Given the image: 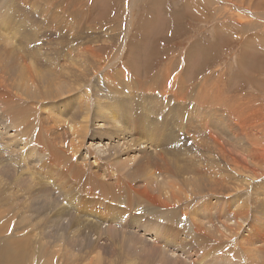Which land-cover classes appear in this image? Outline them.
Listing matches in <instances>:
<instances>
[{
  "label": "rangeland",
  "instance_id": "1",
  "mask_svg": "<svg viewBox=\"0 0 264 264\" xmlns=\"http://www.w3.org/2000/svg\"><path fill=\"white\" fill-rule=\"evenodd\" d=\"M73 1L77 13L83 12L80 6L84 4L77 21L49 3L0 0V142L17 155L32 137L48 151L51 162H77L75 172L80 177L88 172L96 188L123 197L133 208L142 206L159 217L161 225L131 218L127 224L136 228L129 230V226H106L74 212L53 193L33 163L9 158L0 150V256L2 243L29 233L32 258L27 261L28 251L24 250L19 264H224L208 258L216 252L217 257L227 255V262L236 255L247 259L238 264H264V176H258L264 172V129L253 121L250 142L239 132L240 118L229 108L231 103L219 104L221 108L205 100L186 105V100L180 103L175 95L159 92L166 88L164 84L156 85L144 77L146 65L157 72L172 58L171 69L177 74L178 69H184L181 75L187 82L194 84L193 79L212 70L210 81L225 89L222 95L226 100L238 98L236 104L264 112V50L260 46L264 0H87L88 9L86 0L81 4ZM189 1L196 4L189 6ZM215 8L227 12L217 18L233 26L235 33L243 31L240 37L218 36L214 40L210 15ZM253 11H263V18H256ZM51 12L61 13L65 21L47 24ZM88 20L94 28L85 27ZM31 21L40 23V28L31 29ZM78 25L83 26L82 32ZM8 29L11 39L5 32ZM86 37L96 41L92 50L104 59L85 80L83 76L78 79L79 71L67 70L77 67V59L84 69L94 66L88 64L91 56L86 53ZM247 39L251 49L245 53L249 55L244 59L247 64L241 65ZM112 53L118 57L113 58ZM26 66L32 69L26 71ZM120 68L126 71L123 75ZM131 71L142 79L134 78ZM159 95L173 102L171 109L159 110L155 100ZM212 136L224 147L204 148L202 142L207 144ZM166 144L170 146H161ZM57 181L64 196L74 193L67 173L61 172ZM173 191L177 197H172ZM237 210H244L243 216L235 213ZM175 216L183 218L185 224H180L189 226L191 222L193 226L194 230L184 235L186 239L203 234L189 242L198 259L187 260L157 244L165 234L176 236V229L168 225H175L171 222ZM12 257L8 251L1 262L15 264Z\"/></svg>",
  "mask_w": 264,
  "mask_h": 264
},
{
  "label": "bare ground",
  "instance_id": "2",
  "mask_svg": "<svg viewBox=\"0 0 264 264\" xmlns=\"http://www.w3.org/2000/svg\"><path fill=\"white\" fill-rule=\"evenodd\" d=\"M59 1V0H58ZM85 0H77V2H78V4H81V3H83ZM228 1V0H227ZM262 1V0H261ZM261 1L259 2V3H261ZM34 2V1H33ZM35 2H38V3H41V4H48L49 3V6H50V4L51 5H53V8H58V10L60 11H64L65 13H67L68 15H70L72 18H74V20L76 19V21H77V19H78V17L80 16L79 15V13H81V12H78L77 13V11L74 9V1L73 0H60L59 1V3L58 2H56L55 0H40V1H36L35 0ZM73 2V3H72ZM87 0L85 1V8H87L88 9V6H87ZM192 2H193V0H192ZM264 2V1H263ZM56 3V4H55ZM76 3V2H75ZM188 3V5L189 6H191V5H193L194 6V4H196V3H191L190 1L189 2H187ZM248 3V2H247ZM258 3V2H257ZM258 3V4H259ZM77 4V5H78ZM93 4H94V2H93ZM231 4V3H230ZM252 5H253V3H251ZM258 4H257V8L259 7L258 6ZM261 4H263V3H261ZM84 5V4H83ZM83 5H81L80 7H81V11H83L84 12V9L82 10V7L84 8V6ZM95 5V4H94ZM242 5V4H241ZM254 5H255V3H254ZM42 6V5H41ZM101 6V5H100ZM200 6V5H199ZM236 6V5H235ZM256 6V5H255ZM204 7H205V5H204ZM203 8V7H202ZM260 8V7H259ZM76 9H77V6H76ZM79 9V8H78ZM134 9V8H133ZM47 10V9H46ZM67 10V11H66ZM95 11V10H94ZM196 11H198L197 9H196ZM247 11H249V10H247ZM82 12V13H83ZM263 12V11H262ZM262 12H258L259 14H256L254 11H253V13L256 15V18H261L262 17V14L264 13H262ZM46 14H48L47 12H45ZM82 13H81V16H82ZM96 13V12H95ZM211 13V12H210ZM209 13V14H210ZM98 14H99V12H98ZM225 15V14H227V12H225V11H223L222 12V10L221 9H219V8H215L214 9V11L211 13V20L213 21L212 22V27H213V29H214V31L216 32L215 33V39L214 40H217L218 38V36H221V37H224L225 39H228L227 37H232V36H236V37H240V35H241V33L243 32V31H241V30H239L237 33H235L234 32V27L232 26H230L229 24H228V26L226 25V23H222L221 22V18H217V16H219V15ZM49 19H48V22L49 23H47V24H49V25H54L55 26V24L57 25V23L59 24V23H61V22H64L65 21V18H63L64 16H62L61 15V13H56V12H51V13H49ZM65 15V14H64ZM86 15V14H85ZM14 17V16H13ZM93 17V16H92ZM102 17V16H101ZM130 19H132V17H129ZM263 18V17H262ZM24 19H28V18H26V17H24ZM129 19V20H130ZM117 20V19H116ZM119 20V19H118ZM230 20V19H229ZM33 21V20H32ZM32 21L30 22V24H31V29H33V27H34V29L35 28H40L39 26L37 27V25H40V23H38V22H33L32 23ZM66 21H69V20H66ZM91 21V20H90ZM120 21V20H119ZM118 21V22H119ZM226 21H228V20H226ZM23 22V21H22ZM40 22V21H39ZM219 22H221V23H219ZM29 23V22H28ZM129 24H131V22H128ZM219 23V24H218ZM99 26L100 25H103V24H101L100 22L99 23H97ZM119 24H120V26H122L123 24L121 23V21L119 22ZM24 25V24H23ZM27 25V24H26ZM48 25V26H49ZM86 26V28L87 29H92V28H94L95 26L94 25H92L90 22H89V20L86 22V24H85ZM28 26V25H27ZM48 26H47V30H49L48 29ZM67 26V25H66ZM75 26V25H74ZM124 26V25H123ZM16 27V26H15ZM21 27V26H20ZM82 25H78L77 26V30L79 31V32H82ZM132 27V26H131ZM13 28V27H12ZM45 28V27H44ZM70 28V27H69ZM248 28L251 30V26L249 25L248 26ZM17 30V29H16ZM25 30V29H24ZM30 30V29H29ZM51 30H53L52 28H51ZM57 30V29H56ZM71 30V29H70ZM113 30V29H112ZM245 30V29H244ZM14 31V30H13ZM34 31H36V30H34ZM38 31V30H37ZM42 31V30H41ZM16 31H14V33H15ZM27 32H28V30H27ZM43 32V31H42ZM53 32V31H52ZM57 32V31H56ZM118 32V31H117ZM250 32V31H249ZM253 32V31H252ZM16 34V33H15ZM27 34H29V33H27ZM35 34V33H34ZM18 35V34H17ZM16 35V36H17ZM35 35H37V34H35ZM5 36V35H4ZM78 36H83V34L81 33H79V35ZM87 36V35H86ZM246 36H249V34H247ZM24 37V36H23ZM30 37V36H29ZM263 38H262V41H261V43L262 44H260V46L262 47V50H264V36H262ZM13 38V37H12ZM18 38V37H17ZM28 38V37H27ZM32 38V37H31ZM34 38L36 39V37L34 36ZM33 38V39H34ZM69 38V37H68ZM77 38V37H76ZM11 39V38H10ZM16 39V38H15ZM86 39V44H84L85 45V48H86V53H88L90 56H91V60L88 62V64H90V63H93V67L91 68V70H88V69H84L85 67H84V64H82L78 59H77V62L75 63V65H77V67L76 68H68V69H70V70H67L68 72H75V71H79V74H78V76H79V78L78 79H80V76H83V79H87L88 78V76H89V74H95V72H94V69H96L97 70V67L98 66H100V64L102 65V60L104 59H102V57L101 56H98L97 55V52H93V50H92V47L94 46V45H92V43L93 42H96V41H94V40H91V39H89V37H86V38H84V40ZM119 39V38H118ZM122 39V38H121ZM253 39V36L251 35V40ZM257 39V38H256ZM18 40H20V39H18ZM27 40V39H26ZM40 40V39H39ZM251 40L250 39H247L246 41H245V43H244V46H243V54H242V57H241V59L243 60L242 61V64L241 65H245V64H247V62L244 60L245 58L248 60V56L249 55H246L245 53H246V51L247 50H250L251 48H249L250 47V43H251ZM219 41V40H218ZM6 42H8V41H6ZM25 42V41H24ZM221 42H222V40H221ZM49 43V42H48ZM73 44H74V42H73ZM15 45V44H14ZM13 45V46H14ZM123 45H125V44H123ZM258 45V44H257ZM28 46V45H27ZM75 46V45H74ZM202 46V45H201ZM251 46L253 47V43L251 44ZM31 47H32V45H31ZM70 47V46H69ZM83 47V46H82ZM205 47V46H204ZM70 48H72V47H70ZM36 49V48H35ZM38 49H40V48H38ZM202 49V48H201ZM261 49V48H260ZM33 50V49H32ZM119 50L121 51V49L119 48ZM202 51H204V48H203V50ZM17 52V51H16ZM27 53H28V50H27ZM38 53V55H39V52H37ZM43 53V52H42ZM15 54V53H14ZM29 54H30V56H31V51H29ZM82 54V53H81ZM101 54V53H100ZM6 56V55H5ZM83 56V55H82ZM19 57V56H18ZM22 57V56H21ZM21 57H19V58H21ZM31 57H33V56H31ZM112 57L114 58V57H118L117 56V54L115 53V54H113L112 53ZM7 58V57H6ZM124 58V57H123ZM181 58V57H180ZM177 59V62L179 63L180 62V60L181 59ZM22 59V58H21ZM26 59V58H25ZM29 59H31V58H29ZM28 59V60H29ZM35 59V58H34ZM37 59V58H36ZM27 60V61H28ZM18 61H19V59H18ZM23 61V60H22ZM75 61V60H74ZM172 61V60H171ZM170 60H169V62H165L163 65H162V68H161V73L158 75V76H155L154 78H151V79H148V82L150 81V82H154L156 85H161V84H164L165 85V89L164 88H159L160 89V91L159 92H163V93H169V94H173V95H175L176 97H177V101L178 102H184V100H186V105H188V104H190L192 101H193V103L195 102V103H198L199 101H201L202 102V100H205V101H207V102H212V103H217L216 104V106L218 105L219 106V104H222V107H223V105H229L230 103L232 104H230L231 106H229V108L231 107V109H232V111H233V113L235 112L236 113V116L237 117H239L240 118V122H239V124H237L236 122V124L238 125V129H239V132H243V134H244V136L247 138V140H249L250 142H252V140L251 139H249V135H254V131L253 132H251V128H253L252 127V123H253V121H254V125H256V123H257V126H260V128H261V126H262V129H264V112L261 110V109H258L257 108V110L255 109L254 110V107H253V109H247V108H245V106H243V105H241V103L240 104H236L237 103V101H239L238 100V98H235V100L234 99H230V98H232V97H229V99H225V97L222 95V93L225 91V89H222V88H216V87H214V85H216L215 83H213V82H211L210 81V78H211V75H210V72L212 71V70H209V71H206L207 73H205L204 75H202L201 76V78H198V79H193L194 80V84L193 83H191V82H187L186 81V78H185V76L184 75H181V74H183V71H184V69H183V71H182V69H178L177 71L179 72L178 74L177 73H174V71L171 69V67H172V64H170V62H171ZM8 62V61H7ZM31 62H33L32 60H31ZM104 62V61H103ZM23 63H24V61H23ZM26 63L27 62H25L24 64L26 65ZM51 63V62H50ZM33 64H34V62H33ZM32 64V65H33ZM182 64V63H181ZM28 65V64H27ZM30 65V64H29ZM1 66V65H0ZM21 66V65H20ZM41 66V65H40ZM62 66H64V65H62ZM207 66V65H206ZM22 67V66H21ZM28 66H26V69H28V70H26V71H30L29 70V68H31L30 66L27 68ZM239 67H240V65H239ZM248 67V66H247ZM23 68V67H22ZM22 68H20V69H22ZM100 68V67H99ZM186 68V67H185ZM210 68V67H209ZM24 69V68H23ZM32 69V68H31ZM35 70V69H34ZM33 70V71H34ZM22 71V70H21ZM32 71V70H31ZM33 71H32V73H33ZM39 71H40V69H39ZM100 71V70H99ZM171 71L173 72L172 74H171ZM120 72H121V68H120ZM126 71L125 70H123L121 73H122V75L125 73ZM26 73V72H25ZM41 73H42V70H41ZM31 74V73H30ZM70 74V73H69ZM39 75H41V74H39ZM50 75H52V76H55L53 73H50ZM122 75H121V77H122ZM222 75L223 74H221L220 76H219V81L220 82H222L223 81V77H222ZM3 76V75H2ZM132 76H133V74H132ZM29 77V76H28ZM31 77V76H30ZM38 77V76H37ZM93 77V76H92ZM134 78H136L135 76H133ZM2 79H3V77H2ZM136 79H138V80H141V78H136ZM11 80V79H10ZM135 80V79H134ZM1 81V80H0ZM31 81V80H30ZM25 82V81H24ZM115 82V81H114ZM124 84V83H123ZM143 84V83H142ZM158 86V87H159ZM173 86H174V88H173ZM86 87V86H85ZM87 89V88H86ZM81 91V90H80ZM85 92V91H84ZM149 91H147L146 93H148ZM263 92V91H262ZM225 94V93H224ZM235 94L237 95V93H236V91H235ZM155 95V94H154ZM226 95V94H225ZM87 96V95H86ZM231 96V95H230ZM232 96H234V95H232ZM25 97V96H24ZM227 97V96H226ZM238 97V96H237ZM5 99H7L6 97H5ZM5 99H3L2 101H4ZM80 99V98H79ZM246 99V98H245ZM8 100V99H7ZM6 100V101H7ZM12 100V99H11ZM28 100V99H27ZM87 100V99H86ZM242 100H243V98H242ZM249 100V99H248ZM247 100V101H248ZM244 101H246V100H244ZM26 102V101H25ZM236 102V103H235ZM241 102V101H240ZM253 102V101H252ZM11 103V102H10ZM84 103V102H83ZM239 103V102H238ZM245 103V102H244ZM254 103V102H253ZM263 103V102H262ZM13 104V103H12ZM185 104V103H184ZM242 104H243V102H242ZM256 104H257V101H256ZM255 104V105H256ZM82 105V104H81ZM198 105V104H197ZM204 105V104H203ZM251 105V104H250ZM206 106H207V104H206ZM221 106V105H220ZM219 106V108H221ZM262 106V105H261ZM7 107V106H6ZM83 107H84V105H83ZM224 107H226V106H224ZM249 107V106H248ZM256 107H258V105L256 106ZM255 107V108H256ZM217 108V107H216ZM229 108H225L226 110L228 109L229 110ZM251 108V107H250ZM12 109V108H11ZM10 109V110H11ZM84 109V108H83ZM207 109V108H206ZM102 110V109H101ZM226 110H223V111H226ZM9 111V110H8ZM12 111V110H11ZM222 111V112H223ZM255 111L256 112H258L259 114H256L255 113ZM221 112V111H220ZM231 112V111H230ZM5 113H7L8 114V112H5ZM107 113V112H106ZM232 113V114H233ZM4 114V113H3ZM232 114H230V115H232ZM12 115V114H11ZM15 115V114H14ZM220 115V114H219ZM224 115V114H223ZM22 116V115H21ZM228 116V115H227ZM113 117V116H112ZM111 117V118H112ZM231 117V116H230ZM234 117V116H233ZM237 117H235L236 119H237ZM16 118V117H15ZM18 118V117H17ZM15 119V121L16 120H19V119ZM20 118V117H19ZM54 118V117H53ZM13 119V118H12ZM22 119V118H21ZM82 119V118H81ZM85 119V118H84ZM116 119V118H115ZM114 119V120H115ZM5 120V119H4ZM232 120V119H231ZM14 121V122H15ZM20 122H21V120H19ZM119 121V120H118ZM237 121V120H236ZM256 122V123H255ZM12 124H14L13 122H11ZM19 123V122H18ZM115 123H117V122H115ZM205 123H207V121L205 122ZM234 123V124H235ZM12 124H11V126H12ZM74 124V123H73ZM15 125H13V127H14ZM205 126H207V125H205ZM256 126V127H257ZM77 127V126H76ZM82 127L83 128H86L87 127V125H85V124H83L82 125ZM82 127H81V129H82ZM71 128H74L73 127V125H72V127ZM201 128V127H200ZM209 128V127H208ZM206 129V128H205ZM210 129V128H209ZM261 130V129H260ZM2 131V130H1ZM205 131H207V132H209L208 130H205ZM76 132V131H75ZM80 132H82V131H80ZM211 132V131H210ZM4 133V132H3ZM211 133H213V131L211 132ZM263 133H264V131H263ZM260 135H263V134H261V133H259ZM258 134V135H259ZM213 135V134H212ZM215 135V134H214ZM256 135V134H255ZM213 138V140L212 141H207L208 139H206V141H207V144L205 143V141L204 142H202V144L201 145H203V146H205L204 148H206L207 147V145H210L211 147L213 146V147H224L223 145H221V142L219 141V139L218 138H215L214 136H212ZM253 137V136H252ZM15 138V137H14ZM200 138H201V136H200ZM210 138H211V136H210ZM259 138V137H258ZM257 138V139H258ZM221 140V139H220ZM259 140V139H258ZM262 141H264V139L262 140ZM4 142V141H3ZM198 143V142H197ZM199 144V143H198ZM262 146H264V144H261ZM260 146V145H259ZM258 146V147H259ZM64 147V146H63ZM201 148V147H200ZM260 148V147H259ZM261 149H262V147H261ZM188 155V154H187ZM2 156V155H1ZM6 156H8V155H6ZM95 156V155H94ZM213 156V155H212ZM64 157V156H63ZM151 157V156H150ZM8 158V157H7ZM120 159V158H119ZM135 159V158H134ZM147 160V159H146ZM6 161V160H5ZM9 161H10V159H9ZM8 161V162H9ZM1 162H3L2 160H1ZM133 162V161H132ZM87 163V162H86ZM2 164V163H1ZM69 164V163H68ZM83 164V163H82ZM3 165V164H2ZM10 167V166H9ZM152 167V166H151ZM121 168V167H120ZM119 169V168H118ZM122 169V168H121ZM135 169V168H134ZM109 170V169H108ZM257 171H255L254 173H256ZM257 175H258V173H256ZM264 172L261 174H259L258 176H260V177H263L264 175ZM135 176V175H134ZM250 176H247V178L250 180L251 179V177L249 178ZM39 178V177H38ZM31 179V178H30ZM32 179H33V177H32ZM119 179V178H118ZM194 179V178H193ZM25 179H23V181H24ZM25 182V181H24ZM38 182V181H37ZM121 182V181H120ZM26 183V182H25ZM32 183V182H31ZM33 185V184H32ZM31 185V186H32ZM41 184H39V186H40ZM103 186V185H102ZM148 186H150L149 185V183H148ZM43 187V186H42ZM41 187V188H42ZM147 187V186H146ZM40 188V189H41ZM148 188V187H147ZM151 188V187H150ZM125 189V188H124ZM140 189H142V188H140ZM146 189V188H145ZM179 190V189H178ZM142 191L144 192L143 194L145 195V194H148V193H146L145 192V190H143L142 189ZM142 191H141V194H142ZM129 192V191H128ZM148 192V191H147ZM176 192H177V190H176ZM38 193V192H37ZM134 193V192H133ZM110 194V193H109ZM125 194V193H124ZM138 194H140L139 193V191H138ZM150 194V193H149ZM175 194V191H173V193H172V197H174V196H176L177 197V195H174ZM177 194V193H176ZM186 194V193H185ZM211 194V193H210ZM151 195V194H150ZM209 195V194H208ZM186 196V195H185ZM114 197V196H113ZM179 197V196H178ZM51 198V197H50ZM120 198H121V196H120ZM123 198V197H122ZM127 199V198H126ZM178 199V198H177ZM192 199V198H191ZM149 200L150 201H152L150 198H149ZM172 200V199H171ZM181 200V199H180ZM190 200V199H189ZM197 200V199H196ZM261 201V200H260ZM155 202V201H154ZM148 203V202H147ZM164 203V202H163ZM152 204V203H151ZM165 204H167V203H165ZM48 205H49V203H48ZM167 205H169V203L167 204ZM241 206V205H240ZM56 207H57V204H56ZM55 207V208H56ZM162 208H164L165 207V205H164V207L163 206H161ZM176 207V206H175ZM182 207V206H181ZM136 208V207H135ZM166 208V207H165ZM239 209H241L240 207H238ZM166 209H168V208H166ZM64 210V209H63ZM169 210V209H168ZM162 212V211H161ZM158 213V212H157ZM235 213H238V214H241L242 216H243V213H244V210H237ZM72 214V213H71ZM165 214V213H164ZM184 214V213H183ZM247 214V213H246ZM162 215V214H161ZM169 215V214H168ZM165 216V215H164ZM239 216V215H238ZM247 217V216H246ZM79 219V218H78ZM81 219V218H80ZM79 219V220H80ZM245 219V218H244ZM191 223V222H190ZM193 225H196V224H193ZM193 227V226H192ZM196 227V226H195ZM198 227V226H197ZM202 227V226H201ZM200 228V227H199ZM198 228V229H199ZM230 228H231V226H230ZM235 228V227H234ZM233 228V229H234ZM196 229V228H195ZM214 229V228H213ZM232 229V228H231ZM232 229V230H233ZM238 229V228H237ZM17 230H19V229H17ZM16 230V231H17ZM200 230V229H199ZM24 231V230H23ZM213 233L215 232V231H212ZM18 233H21V232H18ZM196 233H198L197 231H196ZM195 233V234H196ZM220 235H222L221 233H220ZM234 235H235V231H234ZM185 237V236H184ZM233 237V236H232ZM236 237V236H235ZM250 237V236H249ZM246 238V237H245ZM12 239H14V240H10L9 242H8V244H5V242L4 243H2L1 244V247H2V250L3 251H1L2 252V255L0 256V264H4V263H6V262H1V261H4L5 260V258H6V256H7V252L8 251H10V252H12L13 253V257H12V259H11V262H14L15 264H19L20 263V261H21V257H20V255H21V253L23 252V253H25L24 252V250L25 251H28L29 249H31L30 248V242H29V233L28 234H24V236H22V237H17V238H12ZM235 239V238H234ZM260 239V238H259ZM240 240V239H239ZM246 242V241H245ZM240 243V242H239ZM245 246H247L248 247V243L246 242L245 244H244ZM33 246V245H32ZM244 246V247H245ZM246 247V248H247ZM245 248V249H246ZM225 250V249H224ZM26 254H27V256L29 257V259H27V261H30L31 260V256L32 255H30V253H29V251L28 252H26ZM32 254V253H31ZM25 255V254H24ZM23 255V256H24ZM246 255V254H245ZM249 255V254H248ZM253 258V257H252ZM203 260V259H202ZM258 260V259H257ZM23 261H25V260H23ZM254 261V260H253ZM22 263V262H21ZM33 263V262H32ZM31 263V264H32ZM44 263L45 264H47L45 261H44ZM254 263V262H253ZM7 264V263H6ZM27 264V263H26Z\"/></svg>",
  "mask_w": 264,
  "mask_h": 264
},
{
  "label": "crops",
  "instance_id": "3",
  "mask_svg": "<svg viewBox=\"0 0 264 264\" xmlns=\"http://www.w3.org/2000/svg\"><path fill=\"white\" fill-rule=\"evenodd\" d=\"M94 2V1H93ZM137 46H138V44H137ZM136 50V49H135ZM135 50H134V52H133V55L135 54ZM131 59H133V58H131ZM171 60H172V58H171ZM174 60L176 61V58H174ZM125 63H126V65H127V61H125ZM173 65V64H172ZM162 68V67H161ZM161 68L159 69V71H155V70H152V68L151 69H149V67H147V65L144 67V77H145V75H146V80H148V79H151V78H154L155 76H158L160 73H161ZM149 71H150V74H149ZM132 72V74H133V71H131ZM133 76H135L136 78H140V77H137L136 75H134L133 74ZM142 79V78H141Z\"/></svg>",
  "mask_w": 264,
  "mask_h": 264
},
{
  "label": "clouds",
  "instance_id": "4",
  "mask_svg": "<svg viewBox=\"0 0 264 264\" xmlns=\"http://www.w3.org/2000/svg\"><path fill=\"white\" fill-rule=\"evenodd\" d=\"M38 142V141H37ZM10 158V157H9ZM61 200V199H60ZM70 209V208H69ZM106 225V224H105ZM110 225V224H109ZM107 226V225H106ZM163 248H165V247H163ZM171 249V248H170ZM171 251H172V249H171ZM173 252V251H172ZM182 256V255H181ZM183 257V256H182ZM193 259H197L196 257H194ZM193 259H189V260H193Z\"/></svg>",
  "mask_w": 264,
  "mask_h": 264
}]
</instances>
